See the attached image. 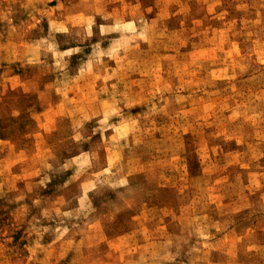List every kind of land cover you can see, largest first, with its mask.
<instances>
[{
    "label": "rangeland",
    "instance_id": "374dc122",
    "mask_svg": "<svg viewBox=\"0 0 264 264\" xmlns=\"http://www.w3.org/2000/svg\"><path fill=\"white\" fill-rule=\"evenodd\" d=\"M0 264H264V0H0Z\"/></svg>",
    "mask_w": 264,
    "mask_h": 264
}]
</instances>
